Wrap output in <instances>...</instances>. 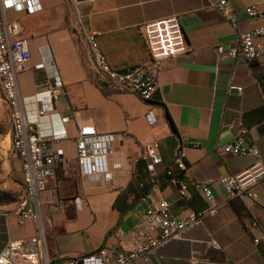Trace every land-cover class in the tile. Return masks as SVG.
<instances>
[{
	"label": "crops",
	"instance_id": "1",
	"mask_svg": "<svg viewBox=\"0 0 264 264\" xmlns=\"http://www.w3.org/2000/svg\"><path fill=\"white\" fill-rule=\"evenodd\" d=\"M209 1L39 0L37 12H4L6 19L18 22V35L27 39L28 68L16 78L20 96L29 99L56 76L62 84L53 96L49 123L38 118L35 127L47 145L62 151V162L55 164L38 196L49 264L101 245L131 249L135 230L145 228V206L158 198H164L177 217L209 205L215 211L132 264H264V242H253L264 236V177L253 186L252 197L230 201L224 200L218 183V178L235 174L254 160L218 149L239 128L248 131L264 166V51L253 63L214 51L216 45L234 46L236 31L264 24V16L252 19L243 11L247 5L263 9L264 0H228L234 29ZM169 15L179 16L190 50L162 60L151 100L104 83L99 86L82 34L92 33L108 66L122 71L148 59L141 24ZM234 86L241 88L239 94ZM86 124L114 134L106 158L109 179L78 173L74 137L77 126ZM60 127L61 138L48 136ZM8 140L10 148L9 122ZM152 141L157 142L161 162L150 168L139 155ZM178 143L183 150L184 169L178 172L186 185L183 196L163 170ZM10 154L21 187L19 161ZM200 182L210 189L209 201L198 190ZM141 184L148 186L147 199L141 197ZM58 200L59 211L51 207ZM19 202L0 204V251L7 240L36 232L35 221L18 220Z\"/></svg>",
	"mask_w": 264,
	"mask_h": 264
},
{
	"label": "built area",
	"instance_id": "2",
	"mask_svg": "<svg viewBox=\"0 0 264 264\" xmlns=\"http://www.w3.org/2000/svg\"><path fill=\"white\" fill-rule=\"evenodd\" d=\"M209 4L220 13L231 29L235 28L236 19L228 0H210ZM40 8L39 0H0V93L8 111L10 151L18 159L21 172L22 194L16 216L20 222L29 219L37 223L33 235L6 241L0 251V264H49L44 250L43 224L37 210L38 196L45 189L46 179L52 174L55 164L62 162V151L60 148L52 149L47 145L43 136L35 131V127L38 118L49 123L54 110L53 96L62 90V84L56 76L45 90L37 92L29 99L20 96L16 78L28 68L27 39L18 35L20 26L17 21L8 20L4 16L6 10L31 14ZM243 11L252 19L264 16V8L260 10L256 5H247ZM81 37L88 44L91 69L99 86L104 83L110 89L131 92L143 101L152 98L162 60L190 50L177 15L141 24V38L148 59L122 71L108 66L92 33H84ZM214 51L232 60L241 58L249 63L255 62L264 51V24L254 30L236 31L234 46L224 48L222 45H216ZM234 89L238 94L241 92L238 86H234ZM146 117L149 122L152 121L149 113ZM63 135L64 130L60 127L48 136L57 140ZM113 140L112 132H97L91 124L77 126L74 137L75 162L81 176L110 178L106 158L111 152ZM157 148V142L152 141L140 152L139 159L146 162L150 168L161 162ZM218 149L232 155L254 157L252 163L239 172L218 178L225 201L252 197L253 186L264 177V166L248 131L239 128L233 137L221 144ZM183 169V150L181 143H178L171 158L164 164L163 170L168 181L177 186L179 196H183L186 190L185 182L178 173ZM197 186L203 198L209 201L212 196L206 183L200 182ZM141 197L147 199L149 192H145ZM77 199L73 198L76 206ZM51 207L59 211L60 201L52 203ZM214 211L215 207L209 205L205 210L177 217L169 211L168 202L164 198H158L145 206V228L135 230L134 246L131 249L123 250L116 246L101 245L92 252L64 258L60 264H132L136 259L144 258L155 247L199 224L205 213ZM260 240L264 242V236L255 237L253 242L258 243Z\"/></svg>",
	"mask_w": 264,
	"mask_h": 264
},
{
	"label": "rangeland",
	"instance_id": "3",
	"mask_svg": "<svg viewBox=\"0 0 264 264\" xmlns=\"http://www.w3.org/2000/svg\"><path fill=\"white\" fill-rule=\"evenodd\" d=\"M21 194L16 160L9 148L8 111L0 94V204L19 202Z\"/></svg>",
	"mask_w": 264,
	"mask_h": 264
},
{
	"label": "trees",
	"instance_id": "4",
	"mask_svg": "<svg viewBox=\"0 0 264 264\" xmlns=\"http://www.w3.org/2000/svg\"><path fill=\"white\" fill-rule=\"evenodd\" d=\"M140 187H142V191H141L142 195H143L145 192H147V187H148L147 185H143V184H141Z\"/></svg>",
	"mask_w": 264,
	"mask_h": 264
},
{
	"label": "water",
	"instance_id": "5",
	"mask_svg": "<svg viewBox=\"0 0 264 264\" xmlns=\"http://www.w3.org/2000/svg\"><path fill=\"white\" fill-rule=\"evenodd\" d=\"M75 1H80V0H75Z\"/></svg>",
	"mask_w": 264,
	"mask_h": 264
}]
</instances>
